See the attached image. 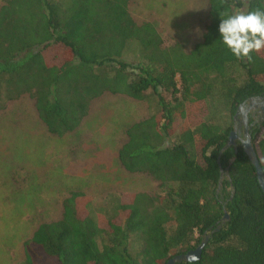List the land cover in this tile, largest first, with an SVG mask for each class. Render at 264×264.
I'll list each match as a JSON object with an SVG mask.
<instances>
[{
	"label": "trees",
	"instance_id": "obj_1",
	"mask_svg": "<svg viewBox=\"0 0 264 264\" xmlns=\"http://www.w3.org/2000/svg\"><path fill=\"white\" fill-rule=\"evenodd\" d=\"M128 4L0 6V108L26 96L46 131L62 137L103 94L155 95L154 111L127 127L117 151L121 168L148 177L155 193L121 194L108 214L91 217L86 195L69 192L59 219L39 224L23 243L22 264H166L193 250L223 210L228 220L200 259L180 264H264V200L254 169L237 142L235 153L219 154L237 106L264 94V50L251 63L237 60L218 32L219 13L264 10V0H207L201 39L188 52L175 41L164 45L153 24L136 23ZM130 43L138 59L127 62ZM250 140L264 176V122Z\"/></svg>",
	"mask_w": 264,
	"mask_h": 264
},
{
	"label": "rangeland",
	"instance_id": "obj_2",
	"mask_svg": "<svg viewBox=\"0 0 264 264\" xmlns=\"http://www.w3.org/2000/svg\"><path fill=\"white\" fill-rule=\"evenodd\" d=\"M206 11L207 0L128 4L136 23L153 24L164 45L175 41L184 52L200 41ZM137 56L136 46L128 44L124 59ZM154 109L155 95L149 92L140 101L106 93L89 103L75 130L57 137L46 131L26 96L0 108V264L23 263V243L39 224L59 219L61 202L71 191L86 195L91 217L108 214L121 194L155 193L154 182L125 172L117 161L127 127ZM219 117L223 125L228 122L224 114Z\"/></svg>",
	"mask_w": 264,
	"mask_h": 264
},
{
	"label": "water",
	"instance_id": "obj_3",
	"mask_svg": "<svg viewBox=\"0 0 264 264\" xmlns=\"http://www.w3.org/2000/svg\"><path fill=\"white\" fill-rule=\"evenodd\" d=\"M253 112H257L260 114V118L257 120V128L261 126V123L264 121V94L257 97H252L245 100L243 103L239 104L232 116V126L231 131L227 136V140L225 141L223 147L220 149L219 154L226 150L229 147H232L234 153L236 152V142L242 149L243 154L249 161L250 165L253 167L255 172V177L257 184L263 194L264 200V176L259 166L258 160L256 158L253 146L250 140L249 133V125L247 120L248 114H254ZM239 116L241 119L239 120ZM242 131V135H239V131ZM232 158L231 161H233ZM226 175V173L219 171V180H221L222 176ZM228 220L227 214L225 210H223V216L219 220L217 226L213 228L211 231L205 233L200 242L193 250H189L184 254H180L174 256L169 259L166 264H180V263H194L200 259L201 252L206 245L208 239L211 237L213 233H216L220 227Z\"/></svg>",
	"mask_w": 264,
	"mask_h": 264
},
{
	"label": "clouds",
	"instance_id": "obj_4",
	"mask_svg": "<svg viewBox=\"0 0 264 264\" xmlns=\"http://www.w3.org/2000/svg\"><path fill=\"white\" fill-rule=\"evenodd\" d=\"M219 15L218 32L223 45L237 60L251 63V54L264 50V10L234 8Z\"/></svg>",
	"mask_w": 264,
	"mask_h": 264
},
{
	"label": "flooded vegetation",
	"instance_id": "obj_5",
	"mask_svg": "<svg viewBox=\"0 0 264 264\" xmlns=\"http://www.w3.org/2000/svg\"><path fill=\"white\" fill-rule=\"evenodd\" d=\"M253 113L254 114L251 113V114L247 115L248 125L250 126L249 127V133H251L252 129L257 128L256 127L257 126V120L260 118V114H258L257 112H253ZM240 119H241V117L239 116V120ZM262 123H261V125H262ZM239 135L240 136L242 135V131L241 130L239 131Z\"/></svg>",
	"mask_w": 264,
	"mask_h": 264
}]
</instances>
